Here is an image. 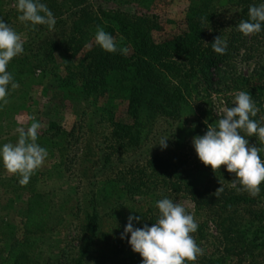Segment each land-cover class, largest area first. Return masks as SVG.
<instances>
[{
	"label": "rangeland",
	"instance_id": "obj_1",
	"mask_svg": "<svg viewBox=\"0 0 264 264\" xmlns=\"http://www.w3.org/2000/svg\"><path fill=\"white\" fill-rule=\"evenodd\" d=\"M61 3V0H51V4H47L56 20L54 27L49 29L47 25L32 27L30 22L26 25L19 21L16 0H0V17L23 41L24 52L12 60L32 56L35 66L34 76L16 83L15 88L10 83L6 102L0 101V145L15 144L18 129L26 130L35 120L41 124L37 143L47 150L44 162L25 185L19 184V175L8 172L0 161V261L12 246L27 236L24 216L33 189L48 196L50 216L45 233L38 235L41 239L32 264H76L85 243L83 234L88 216L95 208L100 212L99 233L82 263L128 264L123 250L132 247L128 239L121 238V233L129 215L141 216L144 218L142 224L151 226L159 215L155 203L165 197L181 203L198 224L197 231L190 235L203 254L186 264L264 262V183L255 196L239 184L233 187L235 174L228 172L225 165L213 170L201 162L193 139L187 140L183 149H176L172 134L177 123L165 118L155 123L153 135L145 147L135 153L124 151L112 134L113 122L127 119V102L111 98L104 90L96 96L84 91L79 75L86 69L89 59L86 54L71 59L63 50L70 39L73 22L79 17L78 10H70L68 5L63 8ZM181 7L182 3L177 1L169 8L159 2L144 9L134 0H89L82 13L96 17L102 11L121 10L163 17L180 11ZM214 7L218 11L216 33L226 41L230 58L221 65L220 76L211 77L214 84L211 88L205 84L206 80L198 81L201 86L194 102L197 107L212 109L223 117L224 110L233 106L234 97L245 91L258 109L257 115L250 118L264 125V30L248 36L242 34L236 39L234 36L239 34L236 25L243 7L229 3ZM210 34L212 32L207 34V41ZM240 134L250 144L264 147V141L257 137H249L243 131ZM162 137H169L167 148L158 145ZM156 155L174 160L181 158L190 170H210L213 176L202 187L209 203L199 206L188 192H173L171 171L160 172L149 167L151 157ZM260 155L264 159V151ZM107 188L112 194L104 204ZM231 195L250 197L255 202L227 207L225 201ZM117 198H122L118 203L120 208L112 211ZM227 226L232 232H226ZM239 236L242 239H237ZM256 236L260 239L252 245ZM258 244L262 246L256 247ZM231 247L234 249L228 253L226 250Z\"/></svg>",
	"mask_w": 264,
	"mask_h": 264
},
{
	"label": "trees",
	"instance_id": "obj_2",
	"mask_svg": "<svg viewBox=\"0 0 264 264\" xmlns=\"http://www.w3.org/2000/svg\"><path fill=\"white\" fill-rule=\"evenodd\" d=\"M61 1L63 8L68 5L70 10H78L79 14L73 22L70 39L63 48L64 53L71 59L82 54H86L89 59L86 69L79 75L87 95L96 96L97 92L104 90L111 98H121L127 102V119L113 122L112 136L124 151L135 153L150 141L154 125L161 118L177 123L172 134L177 150L183 149L187 140L198 134L203 135L208 124H214L222 118L212 109L197 107L194 102L195 93L201 86L198 81L206 80L205 84L211 88L214 85L211 77L220 76L221 65L230 58L229 49L224 54H217L211 47L218 36L215 27L218 11L214 5L229 3L243 7L241 20L248 18L249 6L261 0H134L144 9L159 2L168 8L175 5L176 1L182 3L180 11L163 17L157 14H129L121 10L102 11L100 16L91 17L82 13L89 0ZM44 3L51 4V0H44ZM98 26L115 38L116 52H107L95 43ZM209 32L212 34L207 41ZM234 37L240 39L242 33L239 31ZM122 48L127 49L126 53L120 51ZM6 70L17 84L30 79L35 74L32 56L11 60ZM149 167L160 172L171 171L173 192H188L199 206L209 203L202 187L213 176L210 170H190L181 158L174 160L161 155L152 156ZM111 194L107 188L102 203L105 204ZM121 199H116L112 211L120 208L118 203ZM254 202L250 197L231 195L225 205L233 207ZM49 216L48 196L31 189L24 216L27 236L10 248L0 264H32L36 245L41 239L38 235L45 233ZM229 219L223 222L224 226ZM143 221L144 218H141V223L136 226L143 227ZM99 228L100 212L95 208L94 213L88 216L83 234L85 243L80 248L76 264H83V259L98 237ZM231 229L227 226L226 232H232ZM226 238L234 242L233 238ZM259 239L256 236L251 244L255 245ZM260 246L262 244L256 245ZM233 249L231 247L226 251L230 253ZM123 253L124 259L129 260L128 264H142L139 253L132 249H125Z\"/></svg>",
	"mask_w": 264,
	"mask_h": 264
},
{
	"label": "clouds",
	"instance_id": "obj_3",
	"mask_svg": "<svg viewBox=\"0 0 264 264\" xmlns=\"http://www.w3.org/2000/svg\"><path fill=\"white\" fill-rule=\"evenodd\" d=\"M16 6L20 13L19 21L26 25L30 22L32 27L47 25L51 29L56 23L53 12L41 0H16ZM236 28L245 36L264 30V0L259 5H250L248 18L241 19ZM94 39L103 50L117 51L115 38L102 27L98 26ZM211 47L215 53L224 54L227 43L217 36ZM120 51L126 53L127 49ZM23 52L20 34L0 17V101L6 102L10 83L13 88L18 86L6 69L12 58ZM257 111L251 95L240 91L234 97L233 106L224 110L223 117L214 124H208L206 132L194 136L192 140L201 162L210 165L213 170L225 165L228 172L235 174L233 187L239 184L252 196L259 193L260 185L264 183V159L260 155L264 147L250 144L240 133L243 131L249 137L255 136L264 141V125L250 118L255 117ZM40 127V122L34 120L26 130L22 127L18 129L19 137L15 144L0 145V161L8 172L19 175L21 185L29 182L31 174L47 156L46 148L37 143ZM168 138L162 137L158 145L167 148ZM221 190L222 187L217 192ZM155 206L159 215L151 226L145 223L143 227H136L135 224L141 223V216L129 215L121 233V238L128 239L132 250L140 254L142 264H186V261H194L203 254L190 235L198 229L193 215L181 203L167 197L157 200Z\"/></svg>",
	"mask_w": 264,
	"mask_h": 264
}]
</instances>
